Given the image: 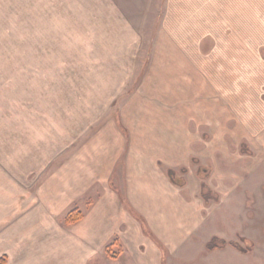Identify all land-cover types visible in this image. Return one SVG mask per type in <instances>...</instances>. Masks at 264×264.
I'll use <instances>...</instances> for the list:
<instances>
[{"label": "rangeland", "instance_id": "374dc122", "mask_svg": "<svg viewBox=\"0 0 264 264\" xmlns=\"http://www.w3.org/2000/svg\"><path fill=\"white\" fill-rule=\"evenodd\" d=\"M108 85L116 87L105 109L95 101ZM263 91L264 0H0V133L21 157L18 182L0 179V257L7 264H264ZM120 115L147 145L133 165L147 157L145 169L186 178L181 196L197 221L166 247L121 200L142 234L134 242L125 223L130 250L113 261L104 247L82 254L60 242L69 211L91 207L95 197L60 207L50 194L60 187L59 168L102 127L125 133ZM12 157L1 155L4 167ZM200 183L219 201L204 205ZM213 237L251 246L208 253Z\"/></svg>", "mask_w": 264, "mask_h": 264}, {"label": "crops", "instance_id": "0c3cea01", "mask_svg": "<svg viewBox=\"0 0 264 264\" xmlns=\"http://www.w3.org/2000/svg\"><path fill=\"white\" fill-rule=\"evenodd\" d=\"M117 77L124 78L123 76ZM114 87L108 85L103 90H101L102 87H99L98 98L95 101L101 103V105H97L98 107H105L106 104L105 109L110 107L112 101L107 103L106 100L111 97L110 94L112 90L114 91ZM119 87L117 86V88ZM108 92L109 96L106 97ZM261 105L260 109L264 110V103ZM174 109H180L179 104ZM176 114L179 116L180 112ZM263 117L260 116V118ZM120 118L125 130L124 134L121 132L120 134L114 124H106L88 141L81 151V156L78 155L79 157L68 161L59 168L57 179L61 180L60 187L52 192L50 189V202L60 207H67L71 205L73 199L86 194L95 197L91 207H77L78 209L74 208L69 211L81 209L85 212L82 214L79 211L82 214V220L71 226L70 230L60 233L62 236L60 242L64 248L71 247V249L81 251L82 254H90L98 251L99 247L105 249L112 237H118L122 254L123 248L126 251L130 250V242L128 243L126 240V233L123 231L125 223L131 227L134 242H140L142 230L136 229L132 225V219L124 211L121 200L125 201L132 211L139 216L138 218L144 222L150 234L166 247L180 242L181 237L178 231L180 228H186L188 224L197 221L196 216H194L196 213L191 212L188 202L184 201L181 196V191L189 183H187L186 178L182 179L175 174V178L179 181L178 185H175L167 175L168 171L174 172L172 169H167L165 173L163 169H145L147 157H145L143 167L139 166L140 160L136 162L135 166L133 165L134 155L138 156L137 152L145 150L147 145L143 147V143L137 141L134 125L121 115ZM2 135L0 133V163L2 165L0 169L4 168L6 171L1 169L0 179L6 178L7 180L10 178L11 183H15L19 180L21 169L19 149H16L14 143L11 148V142H6ZM6 153L13 156L11 167H4L1 155ZM24 162H27L26 159ZM200 185L201 183L197 186V194L204 204L200 197ZM9 187L13 189L15 186ZM3 188L5 187L0 185L1 191ZM77 206L81 205L77 204ZM52 212L54 211L52 210ZM52 212L51 215L53 216ZM165 228L171 229L170 236L165 235L162 231Z\"/></svg>", "mask_w": 264, "mask_h": 264}, {"label": "trees", "instance_id": "16d2710c", "mask_svg": "<svg viewBox=\"0 0 264 264\" xmlns=\"http://www.w3.org/2000/svg\"><path fill=\"white\" fill-rule=\"evenodd\" d=\"M204 171L205 170H202V169L200 170L199 175L201 178L205 177ZM167 175L175 185H178L179 181L175 178L174 172L168 171ZM200 197L203 200L204 204L206 205H208L210 202L216 203L219 201V195L211 191L204 183H201L200 185ZM81 220H82V214L78 210H73L66 216L65 225L67 227H70V226L77 224ZM241 242L244 246H248V247L251 246V244L245 240H241ZM243 245H241L240 243H235V242H226L222 239L213 237L205 245V250L208 253H212L218 250H224L226 247H231L235 250H238L239 252H244ZM115 248L117 249V251L115 250ZM104 254L110 260L118 259V257L121 254V248L116 239L112 241L108 246L105 247ZM6 261H7V258L5 256H2L0 258V264H6Z\"/></svg>", "mask_w": 264, "mask_h": 264}]
</instances>
